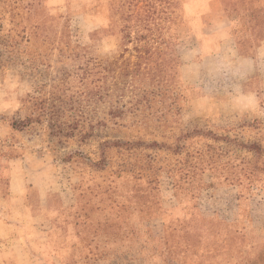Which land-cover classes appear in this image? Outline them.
<instances>
[{"label":"rangeland","instance_id":"rangeland-1","mask_svg":"<svg viewBox=\"0 0 264 264\" xmlns=\"http://www.w3.org/2000/svg\"><path fill=\"white\" fill-rule=\"evenodd\" d=\"M160 1L0 0V264H264V60ZM215 1L253 56L264 0Z\"/></svg>","mask_w":264,"mask_h":264},{"label":"crops","instance_id":"crops-1","mask_svg":"<svg viewBox=\"0 0 264 264\" xmlns=\"http://www.w3.org/2000/svg\"><path fill=\"white\" fill-rule=\"evenodd\" d=\"M206 1V8H203V11L198 15L201 25L194 27L190 26V24H184V22L181 26L188 25L190 31L193 33H196V29H199L200 33L210 36V38L211 36L215 38L216 48L203 54L202 62L213 65L220 63L218 62L220 58L227 59L232 69L231 79L237 81L242 78L252 82L254 75L258 71L256 66L264 60V42L256 47L253 56L243 55L234 37L231 26L232 18L227 13L222 12V7H219L222 14L217 11L218 7L215 0Z\"/></svg>","mask_w":264,"mask_h":264},{"label":"trees","instance_id":"trees-1","mask_svg":"<svg viewBox=\"0 0 264 264\" xmlns=\"http://www.w3.org/2000/svg\"><path fill=\"white\" fill-rule=\"evenodd\" d=\"M123 1H127V0H123ZM134 1H137L136 5H139L142 2V0H134ZM179 1L180 0H176L175 2L177 4H179ZM166 3H168V5H170V6H172V4H173L171 0H166ZM123 5H124V3H123ZM161 5H162V2L160 0H150V4L148 3V4L145 5L146 7H148V12H149L148 18H150V20H154L156 18H159L158 15H156V14H159L161 12L159 10V7ZM164 11H163V13H169L171 15L170 22L172 21V23L174 24V27H175V33H174V36H173L174 37L173 44L174 45L175 44H179L180 40H181V37H180V34L178 33V29L184 23V20L182 18H179L178 14L174 10L171 11V12H169L167 10H164ZM161 18H162V20L166 21L165 15L163 17H161ZM123 35H124L125 39H128L129 36H130L126 32H124ZM150 35H152V39L153 40H161V41H159V43L160 44H163V43L165 44L166 38L165 37L162 38V35H163L162 32H155V33H152ZM138 38L140 39V42L146 40V36L143 35V34L139 35ZM137 50L140 52L139 58L147 60L146 62L151 60L152 52L150 51V48L147 49V48H144L143 46H140V47L137 48ZM138 64L141 65L140 63H137V65ZM30 118L31 117H29L26 120H14L13 126L16 127V128L23 127L24 125H27L28 122H30Z\"/></svg>","mask_w":264,"mask_h":264}]
</instances>
